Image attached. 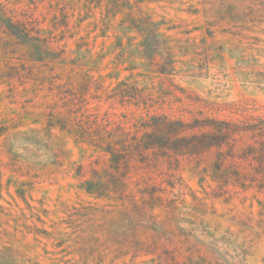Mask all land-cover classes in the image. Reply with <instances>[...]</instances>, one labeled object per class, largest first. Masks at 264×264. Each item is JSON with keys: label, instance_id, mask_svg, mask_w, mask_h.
Returning <instances> with one entry per match:
<instances>
[{"label": "rangeland", "instance_id": "rangeland-1", "mask_svg": "<svg viewBox=\"0 0 264 264\" xmlns=\"http://www.w3.org/2000/svg\"><path fill=\"white\" fill-rule=\"evenodd\" d=\"M1 2L0 264H264V0ZM146 112L199 149L115 162Z\"/></svg>", "mask_w": 264, "mask_h": 264}, {"label": "trees", "instance_id": "trees-1", "mask_svg": "<svg viewBox=\"0 0 264 264\" xmlns=\"http://www.w3.org/2000/svg\"><path fill=\"white\" fill-rule=\"evenodd\" d=\"M0 24L17 39L23 42H31L38 50L35 51L37 57H42L45 53H48V40L38 36L32 35V29L25 21H20L13 18V15H8L5 11V7L0 0ZM36 31V30H35ZM38 34L37 32H35ZM40 47L43 49L40 50ZM210 130L205 136H210L214 139V142L208 144L210 147H220L222 144L231 141L232 132L235 131L231 128L232 124L223 121H212L209 124ZM134 128L124 127V135L120 138L124 142L131 140L134 144L123 143L121 146L113 145L112 142L106 144V151L110 153L111 158L115 162L123 161L128 162L130 158V151L136 153V157H146L144 152L146 149L151 150H167L173 149L176 151H194L199 149L197 141H200L202 135H185V125L180 119H173L166 114H139L135 118L133 123ZM264 129V122L262 125ZM145 143V144H144ZM206 149V148H205ZM204 149V150H205ZM203 150V151H204ZM201 151V150H200ZM199 152V151H198ZM259 155L264 157V144L258 148ZM132 158V156H131ZM258 162L257 165H263L264 163ZM255 169V167H254ZM256 173L262 174L261 169H256Z\"/></svg>", "mask_w": 264, "mask_h": 264}]
</instances>
